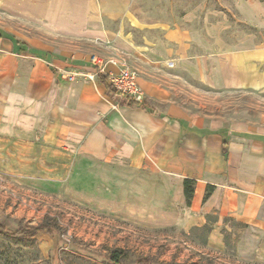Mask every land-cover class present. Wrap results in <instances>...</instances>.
<instances>
[{
	"label": "crops",
	"instance_id": "crops-1",
	"mask_svg": "<svg viewBox=\"0 0 264 264\" xmlns=\"http://www.w3.org/2000/svg\"><path fill=\"white\" fill-rule=\"evenodd\" d=\"M233 1L238 22L255 31L228 40L226 27L214 23L141 24L129 0H0V154H27V162L38 160L36 169L56 170V177L77 155L160 172L173 203L187 206L184 230L202 227L208 216H229L260 232V240L264 136L187 110L179 86L167 81L179 74L216 91L264 93V0ZM93 55L136 73L143 106L107 95ZM119 65L105 68L116 72ZM71 71L94 78L68 80ZM184 179L193 180L188 205ZM115 210L143 227L171 221L169 212ZM208 232L206 244L221 248L216 227Z\"/></svg>",
	"mask_w": 264,
	"mask_h": 264
},
{
	"label": "rangeland",
	"instance_id": "rangeland-1",
	"mask_svg": "<svg viewBox=\"0 0 264 264\" xmlns=\"http://www.w3.org/2000/svg\"><path fill=\"white\" fill-rule=\"evenodd\" d=\"M129 4L141 24L214 23L226 27L228 40L255 31L238 22L233 0H129ZM170 77L167 81L179 86V101L187 110L200 112L207 120L242 124L264 136L263 92L216 91L183 75ZM29 157L0 154V221L16 229L38 225L48 216L56 220L58 234L41 233L26 240L0 233V264H109L105 256L115 251H121L124 264L142 257L156 258V264H264V236L259 240L260 232L229 216H208L202 227L184 230L187 206L173 203L160 172L77 155L68 173L56 177V170L36 169L41 162H27ZM9 159L10 167L3 164ZM130 205L169 212L171 221L143 227L115 215V208ZM211 227L221 236V248L206 244Z\"/></svg>",
	"mask_w": 264,
	"mask_h": 264
},
{
	"label": "trees",
	"instance_id": "trees-1",
	"mask_svg": "<svg viewBox=\"0 0 264 264\" xmlns=\"http://www.w3.org/2000/svg\"><path fill=\"white\" fill-rule=\"evenodd\" d=\"M96 77L98 81L105 86L107 95L114 101H117V103L129 105V106H137V105L143 106L144 100L141 103H138L130 98L118 94L116 90L113 88L112 84L109 82L107 75H104L101 72H97ZM225 152L226 149L224 148V142H223V153ZM183 192L185 196L186 205H188L190 203V199L193 194V180L190 179L183 180ZM0 233L9 237H13L17 239H26V240L33 239L37 234H41V233H45L50 236H55L58 234L56 228V220L48 216H45L43 221L38 225L19 227L16 229H9L6 226H4L0 221ZM161 249H162L161 247L158 248L157 254L160 253ZM120 257H121V251L118 252L115 251L110 255H106L105 260L109 264H124L121 262ZM133 264H156V258L142 257L137 259Z\"/></svg>",
	"mask_w": 264,
	"mask_h": 264
},
{
	"label": "built area",
	"instance_id": "built-area-1",
	"mask_svg": "<svg viewBox=\"0 0 264 264\" xmlns=\"http://www.w3.org/2000/svg\"><path fill=\"white\" fill-rule=\"evenodd\" d=\"M91 63L95 66L96 72L105 73L108 77L109 82L112 84L113 88L120 95L130 98L138 103L143 101V91L137 83L136 73L129 69L124 62H121L115 58H108L103 60L96 55L91 56ZM106 64L119 65V69L116 72H108L106 70ZM84 75L88 79H93L94 74H82L76 71H71L67 73L68 80H75L78 75Z\"/></svg>",
	"mask_w": 264,
	"mask_h": 264
}]
</instances>
